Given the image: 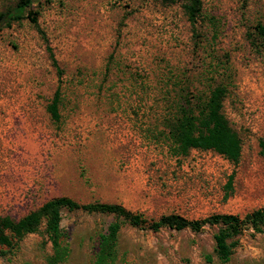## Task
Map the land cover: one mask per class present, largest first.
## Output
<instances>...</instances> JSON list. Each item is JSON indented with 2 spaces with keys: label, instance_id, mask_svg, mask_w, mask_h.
Instances as JSON below:
<instances>
[{
  "label": "rangeland",
  "instance_id": "374dc122",
  "mask_svg": "<svg viewBox=\"0 0 264 264\" xmlns=\"http://www.w3.org/2000/svg\"><path fill=\"white\" fill-rule=\"evenodd\" d=\"M200 1L191 24L179 3L35 0L39 29L27 18L0 27V215L19 218L59 196L117 203L146 223H122L109 264H264L263 236L250 228L221 262L216 225H148L170 213L242 216L264 206V43L253 30L264 0ZM16 2L0 0V12ZM47 46L62 69L57 123L46 111L58 85ZM216 84L241 137L239 162L212 150L174 155L166 119ZM113 220L62 208L66 255L56 264H94ZM52 253L41 224L0 245V264H49Z\"/></svg>",
  "mask_w": 264,
  "mask_h": 264
},
{
  "label": "trees",
  "instance_id": "16d2710c",
  "mask_svg": "<svg viewBox=\"0 0 264 264\" xmlns=\"http://www.w3.org/2000/svg\"><path fill=\"white\" fill-rule=\"evenodd\" d=\"M35 0H17L12 7L0 12V27L9 26L13 21L27 18L38 28V11L32 10L31 4ZM162 3H179L187 17L194 24L200 15V0H159ZM39 29V28H38ZM254 34L264 43V19L253 26ZM40 33L43 34L40 30ZM51 63L56 69L58 85L46 105V111L53 122L61 119V88L60 78L62 69L50 48L47 46ZM226 96V87L216 84L208 93L199 98V104L193 105L185 98L176 108L174 114L165 121L167 137L170 142L171 152L174 155H187L191 149L212 150L229 162H239L242 141L238 131L230 124L223 112V100ZM259 154L264 158V139L260 138ZM231 179L226 184L231 189ZM86 210L109 213L114 220L107 226L105 233L99 236L98 250L94 264H109L115 255V245L118 231L122 223L127 222L132 226L146 223L141 213L133 212L121 204L107 202L80 203L67 196L54 197L45 201L38 208L27 214L15 218L8 214L0 215V245H11L27 233L38 230L44 225V232L51 242L53 253L48 258L49 264H56L66 255V249L60 243L62 235L60 228L61 209ZM205 224L216 225L218 228L213 234V251L221 262L229 260L234 248L237 246L240 234L250 228L255 233H261L264 244V206L238 214H211L200 219H187L179 214L170 213L161 215L157 220L148 225L154 230L161 226L175 229L190 227L198 230ZM209 260L210 257L206 256ZM189 264V263H187Z\"/></svg>",
  "mask_w": 264,
  "mask_h": 264
}]
</instances>
